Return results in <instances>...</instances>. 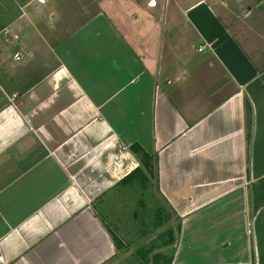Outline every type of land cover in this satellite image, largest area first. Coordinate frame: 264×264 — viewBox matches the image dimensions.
Returning <instances> with one entry per match:
<instances>
[{
	"label": "crops",
	"instance_id": "0c3cea01",
	"mask_svg": "<svg viewBox=\"0 0 264 264\" xmlns=\"http://www.w3.org/2000/svg\"><path fill=\"white\" fill-rule=\"evenodd\" d=\"M262 179L264 0H0V264H118L157 197L172 264H264Z\"/></svg>",
	"mask_w": 264,
	"mask_h": 264
},
{
	"label": "trees",
	"instance_id": "16d2710c",
	"mask_svg": "<svg viewBox=\"0 0 264 264\" xmlns=\"http://www.w3.org/2000/svg\"><path fill=\"white\" fill-rule=\"evenodd\" d=\"M247 107H248V111H250L251 113L250 104H247ZM131 150L139 159L140 164L148 172L152 173L153 161H154L153 157L149 155L144 150V148L138 143L132 144ZM138 171H141V169H139ZM135 173H137V171ZM147 180L149 181V178H147ZM149 185H147L148 190L150 189ZM251 190L253 194V201L255 207L254 209L256 210L259 207L264 206V179L260 180L257 184H254ZM142 205L144 208H146L145 201H143ZM147 208H148V213L150 214V216L153 217L152 218L153 224H155V227L157 229L162 228V231L157 235L155 241L153 240L152 243H150V245H146L145 248L139 250L138 253L142 258H146L147 262L151 260L152 264H172L175 254V248L173 245L176 242V235L180 232L181 221L179 219L178 225L176 227L170 224L173 219V214H172L173 211L170 207H168V204L165 201L161 203L158 197H157V201L150 200L149 202L148 199ZM116 244L119 248L117 238H116ZM160 248H164L165 250L157 251L153 254L151 258H148V256H150L151 252H153L154 249L156 250ZM139 264H146V263L140 261Z\"/></svg>",
	"mask_w": 264,
	"mask_h": 264
},
{
	"label": "rangeland",
	"instance_id": "374dc122",
	"mask_svg": "<svg viewBox=\"0 0 264 264\" xmlns=\"http://www.w3.org/2000/svg\"><path fill=\"white\" fill-rule=\"evenodd\" d=\"M75 3H76V1H75ZM22 54V53H21ZM22 56H23V58H21V59H25V56L22 54ZM23 60H22V62H20V63H23ZM11 63H12V60L10 59L9 60ZM36 62V61H35ZM34 76V75H33ZM32 79L31 78H29L28 77V79H27V77L26 76H24V79H22V81L19 83L20 84V86H24V85H26L27 84V82H30ZM152 203V202H151ZM164 204V203H163ZM162 204V205H163ZM172 222V221H171ZM173 225H174V220H173ZM175 226V225H174ZM116 234H118V235H116V238L118 239V245H119V248H118V256L120 257H122V255H124V254H127V255H125L124 257H122V259H121V261H119L118 262V264H125L126 262H128V260H130L131 261V264H139L140 263V261H142V262H144V263H146V264H152V261L151 260H149V262H147V260H146V258H142L141 256H140V254L138 253L139 252V250L141 249L140 247H139V245L141 246V244L139 243V240L137 239V240H134L135 238H138V236L137 235H122L121 233H119V232H116ZM130 240H132V242H131V244H129V242H130ZM148 245H150V243H147ZM118 247V246H117ZM139 247V248H138ZM129 248L131 249V251H129ZM127 249V250H126ZM158 250H155L154 249V251L153 252H151V254H150V256H148V258H151L152 256H153V254L155 253V252H157ZM128 252L129 253H131V256L129 257L130 259H128L127 260V257L129 256V254H128ZM120 257V258H121Z\"/></svg>",
	"mask_w": 264,
	"mask_h": 264
},
{
	"label": "built area",
	"instance_id": "2783aa9c",
	"mask_svg": "<svg viewBox=\"0 0 264 264\" xmlns=\"http://www.w3.org/2000/svg\"><path fill=\"white\" fill-rule=\"evenodd\" d=\"M15 58H16V59H21V58H22V55H21L20 53H16V54H15Z\"/></svg>",
	"mask_w": 264,
	"mask_h": 264
}]
</instances>
